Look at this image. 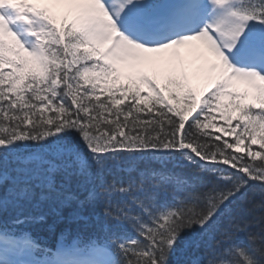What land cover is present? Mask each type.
Returning a JSON list of instances; mask_svg holds the SVG:
<instances>
[{
  "label": "snow or ice",
  "instance_id": "1",
  "mask_svg": "<svg viewBox=\"0 0 264 264\" xmlns=\"http://www.w3.org/2000/svg\"><path fill=\"white\" fill-rule=\"evenodd\" d=\"M0 264H264V0H0Z\"/></svg>",
  "mask_w": 264,
  "mask_h": 264
},
{
  "label": "trees",
  "instance_id": "2",
  "mask_svg": "<svg viewBox=\"0 0 264 264\" xmlns=\"http://www.w3.org/2000/svg\"><path fill=\"white\" fill-rule=\"evenodd\" d=\"M209 131L214 132L211 128ZM218 134L222 135L221 133ZM253 148L258 150V146H253ZM25 227L38 242L46 246L87 242L88 232L83 229L78 232L75 226H72L71 228H66L63 225L54 228H49L47 225Z\"/></svg>",
  "mask_w": 264,
  "mask_h": 264
},
{
  "label": "rangeland",
  "instance_id": "3",
  "mask_svg": "<svg viewBox=\"0 0 264 264\" xmlns=\"http://www.w3.org/2000/svg\"><path fill=\"white\" fill-rule=\"evenodd\" d=\"M201 86H203V82H200Z\"/></svg>",
  "mask_w": 264,
  "mask_h": 264
}]
</instances>
